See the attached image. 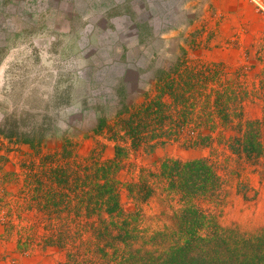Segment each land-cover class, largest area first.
I'll return each mask as SVG.
<instances>
[{"label": "rangeland", "instance_id": "obj_1", "mask_svg": "<svg viewBox=\"0 0 264 264\" xmlns=\"http://www.w3.org/2000/svg\"><path fill=\"white\" fill-rule=\"evenodd\" d=\"M0 264H264V0H0Z\"/></svg>", "mask_w": 264, "mask_h": 264}]
</instances>
